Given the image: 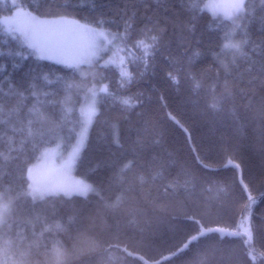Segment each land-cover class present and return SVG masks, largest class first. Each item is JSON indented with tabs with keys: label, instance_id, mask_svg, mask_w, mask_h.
<instances>
[{
	"label": "trees",
	"instance_id": "1",
	"mask_svg": "<svg viewBox=\"0 0 264 264\" xmlns=\"http://www.w3.org/2000/svg\"><path fill=\"white\" fill-rule=\"evenodd\" d=\"M16 2L40 17L45 13H66L81 22L103 19L107 22L105 27L113 33L123 32L125 22H131L133 35L143 28H153L161 41L147 71L142 62L130 64L133 79L121 87L119 69L115 66L101 68L102 60L94 67L85 66L83 71L89 75L83 80L78 73L72 76L54 61L28 56L27 50L0 26V109L5 113L19 108L20 119L26 122L28 108L34 102L30 86L35 83L41 92L55 93L47 100L57 103L45 104L44 111L50 118L59 120V101L65 93L56 78L66 75L72 76L76 84L91 85L92 74H95L97 83L110 81L112 93L138 97L140 101L135 107L124 108L112 96L99 97L100 115L90 129L82 159L73 170L74 175L87 178L98 188L108 189L111 185L110 191H105V196L111 200L123 193V202L116 210L106 209L95 195L87 200L50 196L33 203L22 187L29 183L25 158L29 168L39 159L41 151L58 142L45 136L22 144L24 133L13 131L11 127H21L15 116L9 124H0V193L10 199L8 212L0 223V249L3 250L0 264H56L52 247L57 241H61L66 250L65 264H183L191 253L171 261L164 257L169 255L173 243L179 244L186 235H195L199 230L198 225L184 219L185 213L194 215L205 228L219 225L236 229L239 225L241 208L247 197L236 170L227 166L228 158L222 149L234 154L235 162L242 165L245 182L257 197L251 217L254 239L246 245L242 235L222 238L219 234H207L192 248L199 249L202 264H264V199L258 194L259 190H264V120L259 115L264 105V72H260L264 63V25L259 19L260 0H253L257 7L256 17L247 23L250 42L245 51L248 55L237 61L227 77L233 95L219 111L210 109L208 103L214 84L217 95L222 91L225 76L214 53H221L229 25L207 12L192 13L187 8L190 0ZM11 3L12 0H0V17L10 15ZM194 52L200 55L189 64L188 58ZM136 55L141 53L136 51ZM222 55L230 59V54ZM108 56L111 51L103 58ZM169 71L178 77V83L168 78ZM46 76L53 83H47ZM102 76L106 77L103 81ZM197 81L201 84L199 88L195 86ZM18 92H24L27 99L21 101ZM161 94L167 100L166 110L160 107L158 97ZM81 95V89H72L77 108ZM165 111H171L188 132L166 119ZM77 118L78 114L74 113L71 121ZM113 125L120 147L113 144ZM72 126L73 123H69L60 129L64 137L63 151H68L75 143V136L68 131ZM34 127L47 131L52 127L51 119ZM34 142L36 148H33ZM10 146L13 151L9 150ZM193 149H199V155L209 167L220 170L205 171L197 163V153ZM133 155L139 166L124 174L121 188L116 173ZM181 165L195 170L198 179L189 190L174 191L171 185ZM141 173L147 178L143 185L136 180ZM155 173L159 175L153 179ZM219 188L223 191L218 192ZM129 213L135 216V223H130L132 215ZM56 220L68 228L69 234L44 232L41 236L44 225ZM117 229L126 237L122 236L119 247L112 249L115 261L101 251L86 250V240L91 238L107 247L109 233ZM249 252L254 254V260L246 255Z\"/></svg>",
	"mask_w": 264,
	"mask_h": 264
},
{
	"label": "snow or ice",
	"instance_id": "2",
	"mask_svg": "<svg viewBox=\"0 0 264 264\" xmlns=\"http://www.w3.org/2000/svg\"><path fill=\"white\" fill-rule=\"evenodd\" d=\"M187 8L192 13H204L207 12L211 17L218 21L227 22L229 25L228 31L225 33V42L222 45L221 53H214L219 68L223 70L225 79L222 85V91L219 95L216 94L217 85L214 84L211 91L212 96L208 103V107L213 111H219L232 97L233 92L227 77L231 75L233 67L236 66L237 61L240 58L247 57L248 53L245 51L246 46L249 44V37L247 33V23H250L253 18L256 17L257 7L253 0H204L203 3H199L198 0H190ZM10 15L0 17V26H3L6 33L10 34L16 39L22 48L27 50L28 56H35L38 60L54 61L57 64L63 65L72 76L77 73L83 80H87L89 73L83 71L84 67H94L105 55L111 51V56L103 64H100L101 68L108 67L109 65L115 66L119 69V78L121 87L126 83H130L133 79V74L129 68V65L142 62L145 71L150 66L151 61L154 59L155 51L158 48L161 36L156 33L153 28H143L138 34L133 35L131 29L133 24L131 22H125L123 32H111L105 27L107 23L103 19L93 20L88 22H81V20L72 18L69 14H54L45 13L44 18L34 15L31 11L25 8L22 4L12 0ZM259 19L261 24L264 25V0H260ZM195 15L193 19H195ZM160 31H163L161 29ZM239 36V39L236 37ZM136 51H139L141 55L137 56ZM222 53L230 54V59ZM19 54V53H18ZM200 55L199 52H194L192 56L188 58V63L192 64L194 58ZM260 72H264V63L261 64ZM168 78L173 83H178V77L173 75L171 71L167 73ZM72 76H59L56 78L57 82L62 84L64 90V97L59 101L60 104V119L56 120L50 118V116L44 111L45 104L55 105V100L48 101L47 97L54 96L52 92H41L37 85L33 83L30 86V95L33 98V104L28 108L26 122L20 119V109L16 108L13 111L5 113L3 109H0V124H9V121L15 116L16 122L21 125L17 128L15 125H11L13 131H21L24 133L22 144L27 140L35 141L36 137L44 139L45 136L54 138L57 140L56 149H44L40 152L42 161L53 172L59 176L63 181L65 187L57 191L42 190L36 186L30 175L31 170L27 167V158H25V172L26 178L29 183L24 184L22 187L26 191V194L33 203L37 201H44L50 196H62L65 199L71 200L76 197L84 198L87 200L91 195H95L100 201L103 202L106 209L116 210L123 202V193L117 196L115 200H111L105 196V191H110L111 185L108 189L98 188L94 183L88 182L87 178L76 179L73 177V170L77 167V163L82 159V150L89 137L91 127L94 126L98 119L99 113V97L112 96L116 103H119L124 108H132L140 103L138 97L132 96H119L111 92L110 81L108 83H97L95 74H92L93 83L76 84L72 81ZM220 72L216 73L217 80H219ZM45 81L49 84L53 83L48 77H44ZM106 77H101L103 81ZM195 80V76L192 77ZM197 88L201 87L199 81L195 85ZM81 89L82 95L80 97L79 107L77 108L73 103L72 89ZM17 95L21 101L27 99L24 92H18ZM43 97V99H42ZM160 100V107L162 110L167 109V100L161 94L158 97ZM78 114V118L75 122L71 121L73 114ZM165 118L175 123L183 131L188 132V129L183 123L171 112L165 111ZM259 115L264 120V105H261L259 109ZM51 119L52 127L47 131L36 129L35 124H44ZM73 123V126L68 129L70 134L75 136V144L72 145L71 151L68 152L66 159H61L59 164L54 162V158L57 157L61 142L64 137L60 133L66 124ZM113 144L120 147V139L118 132L113 125ZM191 139L189 135V140ZM12 138L9 137V143L11 145ZM33 148H36L35 142ZM10 151L14 149L10 146ZM262 150H264V142H262ZM197 153L195 159L198 164L205 171H219L220 169L211 168L208 164L204 163V158L199 155V149H193ZM227 155V166L233 167L236 173L239 175V183L246 194L247 200L241 208V217L239 225L236 229L229 227H223L217 225L214 228H205L203 223L194 217L185 213L184 219L191 221L199 226V230L195 235H186L179 244H174L169 250V255H165L164 259L171 261L178 256H184L188 253L191 255L183 262V264H202L199 259V249H193L192 245L198 242L202 237L207 234H219L222 238L224 236H244L245 244L248 241L254 239L253 237V224L251 217L253 215L252 205L256 202L257 197L253 194V189L248 183L245 182L242 165L235 162V156L227 149H222ZM155 159V158H153ZM139 166V162L135 155L127 158L118 169L116 173V179L123 188L124 174L129 171H134ZM163 166V165H162ZM159 173L153 175V179ZM182 177V179H181ZM198 179L195 170L188 165H181V171L177 174L171 187L173 190L183 188L189 190L194 186ZM139 184L143 185L147 182V178L143 173L136 177ZM211 191V188L209 189ZM217 191H223V188L217 189ZM168 194L167 188H165V195ZM259 197L264 199V190H259ZM3 194L0 193V223L3 222V212L7 211V205L2 203ZM132 220L130 223H135V216L132 213ZM44 232H54L69 234L68 228L60 221L56 220L54 223L45 224L40 235ZM122 236H125L121 230L117 229L115 232L109 233V242L107 247L101 245L99 240L94 238L86 240V250L90 252L101 251L106 253L109 260L115 261L116 257L112 253L114 247H119V240ZM174 240V237H173ZM111 241H114L111 242ZM167 243V241H164ZM174 249V250H173ZM3 250L0 249V252ZM52 254L55 257L56 264H65V257L67 255L62 242L57 241L52 247ZM250 259L254 260L253 253H246ZM264 256V252H262Z\"/></svg>",
	"mask_w": 264,
	"mask_h": 264
},
{
	"label": "rangeland",
	"instance_id": "3",
	"mask_svg": "<svg viewBox=\"0 0 264 264\" xmlns=\"http://www.w3.org/2000/svg\"><path fill=\"white\" fill-rule=\"evenodd\" d=\"M41 18H44V17H41ZM236 39H239V38L236 37ZM108 59H109V56L103 58L102 62L104 63ZM56 148H57V144L54 146L45 148V149H56ZM69 151H71V148L68 151H63L61 148V144H60L59 149H57L58 155L57 157L54 158V162L56 164H59L61 162V159H66ZM29 169L31 170L30 175L32 177V180L35 182L36 186L39 187L40 189L48 190V191H57L65 187L60 177L55 175L53 172H51L50 169L44 164V162L42 161L41 155L39 159L29 167ZM73 177L76 179H81L80 177H77L76 175H74V172H73ZM2 203L8 206L7 211L3 212V220H4L8 212V208L10 205V199L8 198L5 199L3 197ZM214 227L216 226H213L211 228H214Z\"/></svg>",
	"mask_w": 264,
	"mask_h": 264
}]
</instances>
